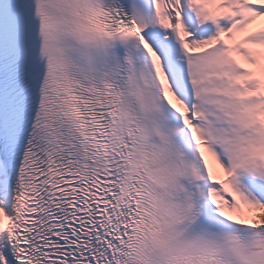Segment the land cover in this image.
<instances>
[{
    "label": "snow or ice",
    "instance_id": "6c2138e0",
    "mask_svg": "<svg viewBox=\"0 0 264 264\" xmlns=\"http://www.w3.org/2000/svg\"><path fill=\"white\" fill-rule=\"evenodd\" d=\"M0 264H264V0H0Z\"/></svg>",
    "mask_w": 264,
    "mask_h": 264
}]
</instances>
